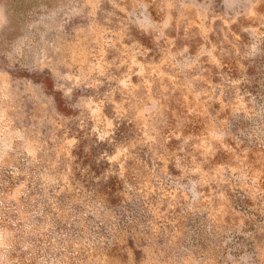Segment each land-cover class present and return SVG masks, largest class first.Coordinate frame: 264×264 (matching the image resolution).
Listing matches in <instances>:
<instances>
[{"label":"rangeland","instance_id":"rangeland-1","mask_svg":"<svg viewBox=\"0 0 264 264\" xmlns=\"http://www.w3.org/2000/svg\"><path fill=\"white\" fill-rule=\"evenodd\" d=\"M0 264H264V0H0Z\"/></svg>","mask_w":264,"mask_h":264}]
</instances>
